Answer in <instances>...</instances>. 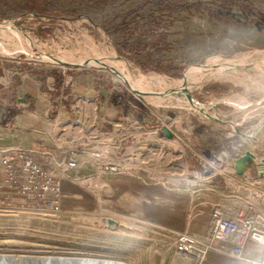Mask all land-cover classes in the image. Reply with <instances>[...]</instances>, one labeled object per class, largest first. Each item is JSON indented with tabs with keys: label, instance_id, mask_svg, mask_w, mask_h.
I'll return each mask as SVG.
<instances>
[{
	"label": "rangeland",
	"instance_id": "374dc122",
	"mask_svg": "<svg viewBox=\"0 0 264 264\" xmlns=\"http://www.w3.org/2000/svg\"><path fill=\"white\" fill-rule=\"evenodd\" d=\"M90 2L0 0V59L51 70L81 64L67 62L65 56L87 53L97 58L94 48H101V64L84 66L101 70L106 81L109 77L111 100L120 103L125 114L143 129L150 124L164 134L168 128L171 138L190 135L182 153L148 143L146 148L159 158L173 156L176 168L186 173L190 168L201 183L218 182L224 196L219 205L226 211L250 205L264 210V89L252 90L250 79H222L223 70H238L255 80L264 74V0H248L246 9L221 8L213 0L153 2V13L144 20L146 35L158 43L157 58L172 60L178 75L120 53L108 34L90 27V16L101 19L98 10L90 9L100 1ZM105 2L114 11L146 3ZM77 14L82 18L68 17ZM119 32L114 31L116 40ZM216 58L225 60L223 65L215 64ZM3 91L0 88V100ZM238 160H243L240 171ZM106 218L116 220L117 227H109ZM164 248L158 236L127 218L98 215L94 220L90 213L0 204L2 251L92 253L160 264Z\"/></svg>",
	"mask_w": 264,
	"mask_h": 264
},
{
	"label": "crops",
	"instance_id": "0c3cea01",
	"mask_svg": "<svg viewBox=\"0 0 264 264\" xmlns=\"http://www.w3.org/2000/svg\"><path fill=\"white\" fill-rule=\"evenodd\" d=\"M98 1L97 9L90 8L101 14L100 20L90 16L93 30L108 34L120 53L139 64L147 63H140L128 46L151 44L150 63L170 75L179 74L172 60L157 58L158 43L146 35L144 20L151 17L152 5L114 11L106 0ZM115 30L120 31L117 40ZM84 65L30 69L0 59V88L6 89L0 100V156L20 149L48 152V164L67 170L60 212L90 213L94 220L98 215L130 219L165 244L160 264H187L175 252V236L180 231L202 235L210 230L212 212L224 198L217 190L221 185L212 179L201 183L190 168L187 173L176 168L173 156L159 158L146 148L148 143L182 153L190 135L171 138L150 124L143 129L111 100L109 77L106 81L101 70ZM70 160L76 166L67 168ZM108 165L119 170L109 171ZM15 200L25 199L17 194ZM244 257L216 243L200 264H257L264 257V245L249 242Z\"/></svg>",
	"mask_w": 264,
	"mask_h": 264
},
{
	"label": "built area",
	"instance_id": "2783aa9c",
	"mask_svg": "<svg viewBox=\"0 0 264 264\" xmlns=\"http://www.w3.org/2000/svg\"><path fill=\"white\" fill-rule=\"evenodd\" d=\"M48 152L20 149L0 156V204L25 207L33 205L51 212L61 210L63 180L67 170L62 166L48 164ZM76 166V161L67 162V168ZM109 171H118L116 165H108ZM19 194L25 200H15ZM249 242L264 245V210L244 206L234 212L217 206L212 212V226L202 235L180 231L175 236L176 254L188 261L200 264L216 243L227 248L230 254L244 257ZM264 264V257L257 262Z\"/></svg>",
	"mask_w": 264,
	"mask_h": 264
},
{
	"label": "bare ground",
	"instance_id": "6f19581e",
	"mask_svg": "<svg viewBox=\"0 0 264 264\" xmlns=\"http://www.w3.org/2000/svg\"><path fill=\"white\" fill-rule=\"evenodd\" d=\"M96 47H98V46H96ZM100 49L99 48H94L95 53L98 55L97 58L96 57H93V56H90L89 54L85 53V55H83L82 57H79V58L76 57V56H74L72 54L73 55V58H70L68 56H65L64 59L67 62H71V61H74L75 62L76 61V62H80V63H91V62H93V61L96 60L99 63V62H102V60L100 59V56L102 54V51ZM104 53H106V52H104ZM212 60H214V59H212ZM224 61L223 60H218L216 58L215 61H214V63L215 64H222L223 65ZM229 65H231V64H229ZM215 67L217 68V66H215ZM233 69H234V67H233ZM258 71H260V70H258ZM222 76H223V78H222L223 80L228 81V80H235L236 79V81H239L240 83L241 82H244L245 83L247 79L248 80L250 79V82L249 83H250V87H251L252 90L256 91L259 88H263L264 89V74L261 75L260 77L256 78V80H255V78L254 79L251 78V75L250 76L249 75H246L244 73L239 72L238 70L236 72H234V73H232L231 70L230 71L223 70V75ZM257 79H261L262 80L261 82H263V84L260 85L261 83L259 84L260 81H257ZM233 82H235V81H233ZM150 83H152V82H150ZM169 89H171V88H169ZM233 102H235V100ZM238 102H240V100ZM247 102H249V101L247 100L246 103ZM252 103H254V102H252ZM240 167H241V164L238 165V168H240ZM59 252H37V251L35 252V251H19V250L2 251V250H0V264H10V263H12V264L13 263L14 264H31V263L32 264H38L40 262L45 263V262H54V261L55 262H58V263H62V264H66V263L83 264L84 262H89L90 264H135L134 263V260L131 259V258H121V257H114V256H106V255L92 254V253H90V254H84V253H59Z\"/></svg>",
	"mask_w": 264,
	"mask_h": 264
},
{
	"label": "trees",
	"instance_id": "16d2710c",
	"mask_svg": "<svg viewBox=\"0 0 264 264\" xmlns=\"http://www.w3.org/2000/svg\"><path fill=\"white\" fill-rule=\"evenodd\" d=\"M160 1L161 0H147L145 5H151L153 2L161 3ZM213 1H214V3H217L219 5V7H221V8H225L228 5L229 6L230 5H238L242 9H246L247 3H248V0H213ZM117 47H119V46H117ZM150 47H151V44L147 45V46L140 45V47L138 45L137 46H133V45L128 46V48H130V50L136 52V54L138 55L140 63H150L152 61L151 60L152 56H151L150 50H149Z\"/></svg>",
	"mask_w": 264,
	"mask_h": 264
},
{
	"label": "water",
	"instance_id": "95a60500",
	"mask_svg": "<svg viewBox=\"0 0 264 264\" xmlns=\"http://www.w3.org/2000/svg\"><path fill=\"white\" fill-rule=\"evenodd\" d=\"M165 129V131H166V134L168 135V136H171L172 135V133L168 130V128H164ZM237 163H240V164H242V160H238L237 161ZM238 170L240 169V168H237ZM240 171V170H239ZM243 171V170H242ZM106 220H107V223H108V226L109 227H111V228H116L117 227V225H118V223H117V221L116 220H114V219H112V218H106ZM10 264H12V263H10ZM14 264V263H13ZM32 264V263H31ZM38 264H62V263H58V262H45V263H42V262H40V263H38ZM66 264H72V263H66ZM83 264H90L89 262H84Z\"/></svg>",
	"mask_w": 264,
	"mask_h": 264
}]
</instances>
